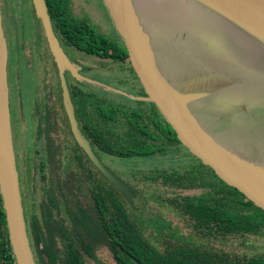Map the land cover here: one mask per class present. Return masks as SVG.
<instances>
[{"label": "flooded vegetation", "instance_id": "flooded-vegetation-1", "mask_svg": "<svg viewBox=\"0 0 264 264\" xmlns=\"http://www.w3.org/2000/svg\"><path fill=\"white\" fill-rule=\"evenodd\" d=\"M45 2L56 39L81 76L76 78L70 71L64 72L76 130L99 163L129 185L133 194L129 202L76 143L63 105L58 68L31 0H4L1 18L8 48L13 144L24 220L33 253L46 256L44 246L49 241V232L55 233V228L70 223L69 208L80 207L93 219L107 222L108 191L114 192L119 204L133 216V223L145 233L154 222L170 224L159 212L155 214L159 219H154L148 205L168 207L175 219L184 223L187 215L168 201L179 203L185 195L201 194L210 188L198 185L202 178L214 182L217 179L189 152L183 155H189L192 161L178 167L139 169L133 164L130 169L119 167L147 159L166 160L170 153H181L182 148H187L181 142L171 144L172 128L155 104L144 99L146 94L130 60L122 55L117 61L100 55L105 46L101 49L96 46L91 29L110 45H120L121 40L103 1L66 0L60 8L51 0ZM67 20L70 21L68 29ZM95 60L129 68L132 75L130 79L124 78L123 83L130 82V89H137L139 85L135 94H131L134 98L124 96L126 100L113 101L103 86L115 83L117 76L109 73L104 65H95ZM22 64L26 72L19 75ZM25 76L30 80V87L23 82ZM12 79L19 86L20 82L25 84L21 92L11 87ZM25 89L30 94L25 97L27 106L23 107ZM12 100L18 102L16 108ZM24 118L25 137L19 145L15 130ZM29 124H32L31 144Z\"/></svg>", "mask_w": 264, "mask_h": 264}, {"label": "water", "instance_id": "water-1", "mask_svg": "<svg viewBox=\"0 0 264 264\" xmlns=\"http://www.w3.org/2000/svg\"><path fill=\"white\" fill-rule=\"evenodd\" d=\"M102 1L124 43L145 99L155 104L191 155L264 210V81L247 89L222 85L211 74L184 73L186 66L178 63L174 55L190 48L203 51L208 45L203 32L211 27L219 34L228 33L245 50L244 62L258 61L264 76V0H143L144 7L153 4L165 13L166 8L170 11L167 19H158L167 27H154L152 33L146 28L145 13L137 6L142 0ZM31 3L58 68L63 105L76 143L131 202V187L99 163L76 130L64 72L81 76L56 39L45 0ZM1 5L0 0V197L16 264H36L24 220L12 143L8 48ZM227 72L239 79L233 71ZM226 140L231 141L230 147ZM240 147L243 149L239 151Z\"/></svg>", "mask_w": 264, "mask_h": 264}, {"label": "trees", "instance_id": "trees-1", "mask_svg": "<svg viewBox=\"0 0 264 264\" xmlns=\"http://www.w3.org/2000/svg\"><path fill=\"white\" fill-rule=\"evenodd\" d=\"M51 1L60 8L66 0ZM67 22L68 29L70 21ZM90 35L99 49L105 46L98 54L116 61L122 55L129 61L122 39L120 45H110L106 39L96 36L93 29ZM170 141L171 144L180 142L173 129ZM201 165L208 168L217 181L202 178L198 185H208V190L185 195L179 203L168 201L181 214L187 215L183 226L185 233L178 232L165 221L154 222L145 233L133 223V216L119 204L114 192L108 191L107 222L93 219L80 207L69 208L70 223L55 228V233L49 232V241L44 246L46 256L34 251L36 264H88V261L95 264H264V210L222 181L210 167ZM170 177L174 178L171 174ZM248 236L262 237L263 250L258 252L257 247L251 246L239 252L228 243V240ZM239 243L248 245L243 240ZM34 246H38L37 241ZM102 249L109 252L111 261L99 258L97 252ZM0 264H16L1 197Z\"/></svg>", "mask_w": 264, "mask_h": 264}, {"label": "rangeland", "instance_id": "rangeland-1", "mask_svg": "<svg viewBox=\"0 0 264 264\" xmlns=\"http://www.w3.org/2000/svg\"><path fill=\"white\" fill-rule=\"evenodd\" d=\"M1 1L3 3L4 0H1ZM137 6L138 8H140L141 11L145 13V18H146L145 24L147 26L146 28L150 31V33L153 32L154 27H158V26L167 27L166 22H162L158 20V19H164V18L167 19V16L170 13V11L167 8H166L167 13H165L162 11V9H160V6L158 5L149 4L148 6L144 7L143 0L139 1ZM147 13H149V15ZM165 14L166 16H164ZM2 30H3V33L5 34V29L3 28V26H2ZM203 38L206 40L208 44L206 48L202 49L203 51H200L198 49L192 51L190 48V50L183 49L185 51L184 54H181L179 52L174 53V55L177 58V62L179 63V61H181L186 66L184 73L186 74L196 73L199 71V73L203 75L211 74V75L216 76L219 79L220 84L237 85L241 89H247V88L254 87L256 86L257 82H259L260 85L263 84L264 76H261V72L263 71L262 65L258 61H254L253 63L244 62L245 50H243L242 47L237 46V44L231 39V37L228 36V33L226 34L224 31H221V34H219V32H217L215 28L213 29L211 27H207L205 28L203 32ZM173 49H182V48H173ZM93 63L95 65H101V66L104 65L107 68V71L109 73H112L117 76V79L114 81L115 83L113 84L108 83L105 86H103L108 96L111 99L113 98V101L119 102L121 100H126L125 98H123L124 96L134 98V96H132L131 94H135L136 90L139 89V85L136 83L137 89H135V87L130 89L128 88L130 82L123 83L124 78L127 77L128 79H130L132 75V71H129V68L122 69L118 63H113L110 61L95 60L93 61ZM221 65H223L224 67L226 66L227 69L233 71L239 79L232 77L227 72L226 68L222 69L223 66ZM188 70H191V72H187ZM25 72H26V69L24 65L22 64L21 67H19V75H22ZM8 74H9V64H8ZM23 80H24L23 82L28 87L31 86L29 85L30 80L28 79V76H25ZM13 81L14 80L12 79L11 87L21 92L20 88L22 86H25V84L20 82L19 83L20 86H19ZM28 94H30V92H27L26 89L22 91V95L24 96L23 107L27 106L25 103L27 102V100H25L26 99L25 97L28 98ZM9 98H10V94H9ZM12 102H13L14 108H16L18 102H16L15 100L14 101L12 100ZM30 104H31V100H30ZM215 109L217 110L220 108L215 107ZM25 117H27V114ZM22 123L23 124L18 123L16 130H15V132L19 136L18 138L19 145L21 143L23 144V140L25 137V131H26L25 127L27 126V124L25 123V118ZM28 131H29V139H30V144H31L30 134L32 131V124H29ZM225 142L230 147L231 141L226 140ZM244 142L250 143V141L246 139L244 140ZM12 143H13V135H12ZM244 148L247 149V147H244ZM13 149H14V144H13ZM242 149L243 148L240 147L239 151ZM187 150L182 148L181 153H172V154L170 153V155L166 156L169 159H166V160L159 161V160L147 159L146 161H141L140 163H137V164L128 163V164L120 165L119 167L122 169H130L132 164L137 165L135 166V168H139V169H146V168H149L150 166L157 167V168H165L167 166H170L168 168H172L173 166L178 167L182 163L188 162L189 160L192 161V157H190L189 155H183L189 152ZM14 155H15V151H14ZM15 162H16V157H15ZM16 168H17V163H16ZM147 208L154 216L158 212L161 213L163 215V219H168L170 221L169 223L173 229H177L178 232L185 233L186 229L183 228L184 223L177 221L172 211L168 207L166 208L163 206L160 208H157V207L152 208L151 206L148 205ZM159 217L160 216H155L154 219L156 218L159 219ZM242 240L245 241V243H247L248 245L242 246L239 243V241H242ZM228 243L232 244V246L236 248L234 250H238L239 252H241L242 250H245L246 249L245 247L250 248L251 246L257 247V249L259 250L258 252L263 250L262 248L263 238L262 237L248 236L246 238H243V237L236 238V239L228 240ZM97 254H99L100 256L99 258H102L106 261H111V258H110L111 255L109 254L107 250H104V249L99 250ZM88 264H95V263L93 261H90V262L88 261Z\"/></svg>", "mask_w": 264, "mask_h": 264}]
</instances>
